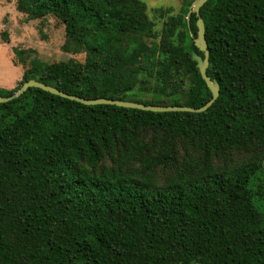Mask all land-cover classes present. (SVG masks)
<instances>
[{
    "label": "trees",
    "instance_id": "16d2710c",
    "mask_svg": "<svg viewBox=\"0 0 264 264\" xmlns=\"http://www.w3.org/2000/svg\"><path fill=\"white\" fill-rule=\"evenodd\" d=\"M194 1L157 30L140 0H17L30 20L58 19L63 50L85 57H34L0 97L36 80L201 108L200 18L220 96L203 113L37 88L0 104V264H264V0H209L188 21Z\"/></svg>",
    "mask_w": 264,
    "mask_h": 264
},
{
    "label": "rangeland",
    "instance_id": "374dc122",
    "mask_svg": "<svg viewBox=\"0 0 264 264\" xmlns=\"http://www.w3.org/2000/svg\"><path fill=\"white\" fill-rule=\"evenodd\" d=\"M147 7L149 17L160 30L164 18L180 14L186 0H140ZM65 29L52 17L30 20L17 10V0H0V89L11 90L22 80L30 61L37 57L47 64L75 59L84 60V54H70L63 50ZM23 52L15 56L13 50ZM34 51L35 53H32ZM150 99V95L143 97Z\"/></svg>",
    "mask_w": 264,
    "mask_h": 264
},
{
    "label": "water",
    "instance_id": "95a60500",
    "mask_svg": "<svg viewBox=\"0 0 264 264\" xmlns=\"http://www.w3.org/2000/svg\"><path fill=\"white\" fill-rule=\"evenodd\" d=\"M208 1L209 0L194 1L188 13V16H187L188 21L190 20V17L193 13L196 14L198 17H200V10ZM197 28H198V33H197V38L195 39V44H196V47L201 52L204 53L205 58L203 59L202 57L198 56L196 53H193V60L197 63L199 72L203 80L206 82L209 90L212 93V99L205 106L201 108H191V107H186V106L146 105L143 103L112 100V99H106V98L87 100L81 97L69 95L65 92L58 90L57 88L46 85L36 80H30L29 82L24 83L21 86V88L10 97H7V98L0 97V104L8 103V102H11L19 98L30 88H37L45 92H49L53 95L66 98L71 101H76V102H79L87 106L111 105V106H117L121 108L142 110V111L154 112V113H170V112L203 113L207 111L215 103V101L219 98L220 85L216 80L212 81L207 75V69L209 67V50H208V44L206 41L205 26L201 18L197 22Z\"/></svg>",
    "mask_w": 264,
    "mask_h": 264
}]
</instances>
